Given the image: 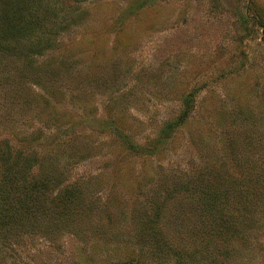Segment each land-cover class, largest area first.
Segmentation results:
<instances>
[{
	"label": "rangeland",
	"instance_id": "obj_1",
	"mask_svg": "<svg viewBox=\"0 0 264 264\" xmlns=\"http://www.w3.org/2000/svg\"><path fill=\"white\" fill-rule=\"evenodd\" d=\"M1 146L0 264H264V0H0Z\"/></svg>",
	"mask_w": 264,
	"mask_h": 264
},
{
	"label": "trees",
	"instance_id": "obj_2",
	"mask_svg": "<svg viewBox=\"0 0 264 264\" xmlns=\"http://www.w3.org/2000/svg\"><path fill=\"white\" fill-rule=\"evenodd\" d=\"M4 147L1 146L0 149V189L3 191H13V189L17 192V193H21L22 189L28 190L30 185H31V178L29 180V172L28 169H22L20 168L21 163L17 160V157L11 158L10 160L5 158L4 154L7 153H2L4 151L3 149ZM28 195L25 194L24 198H20V197H15V201L16 203L18 202L19 206L18 208H22L23 206H25V202H26V197ZM8 196L5 197V199H7ZM25 199V200H24ZM20 200H24L23 204L21 205ZM8 201V199H7ZM8 203H10V201H8ZM11 205V203L9 204ZM31 207L27 208L26 212L29 213L31 212L29 209H31ZM45 210H44V214H45ZM31 214V213H30Z\"/></svg>",
	"mask_w": 264,
	"mask_h": 264
}]
</instances>
